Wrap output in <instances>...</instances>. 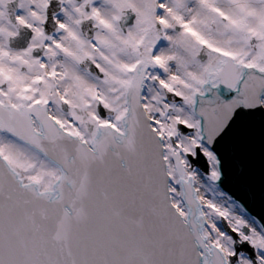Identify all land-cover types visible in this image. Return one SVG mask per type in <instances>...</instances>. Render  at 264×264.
<instances>
[{
    "label": "snow or ice",
    "instance_id": "snow-or-ice-1",
    "mask_svg": "<svg viewBox=\"0 0 264 264\" xmlns=\"http://www.w3.org/2000/svg\"><path fill=\"white\" fill-rule=\"evenodd\" d=\"M0 264H264V0H0Z\"/></svg>",
    "mask_w": 264,
    "mask_h": 264
},
{
    "label": "water",
    "instance_id": "water-1",
    "mask_svg": "<svg viewBox=\"0 0 264 264\" xmlns=\"http://www.w3.org/2000/svg\"><path fill=\"white\" fill-rule=\"evenodd\" d=\"M253 212L256 213L258 216H259V214H260V212H259V208H258V207H254V208H253Z\"/></svg>",
    "mask_w": 264,
    "mask_h": 264
}]
</instances>
